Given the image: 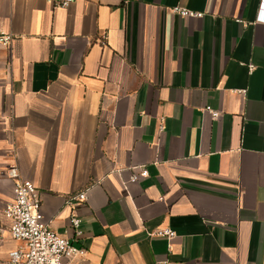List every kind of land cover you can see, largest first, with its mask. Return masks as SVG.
I'll list each match as a JSON object with an SVG mask.
<instances>
[{
	"label": "crops",
	"instance_id": "obj_1",
	"mask_svg": "<svg viewBox=\"0 0 264 264\" xmlns=\"http://www.w3.org/2000/svg\"><path fill=\"white\" fill-rule=\"evenodd\" d=\"M261 7L0 0L15 36L0 45V264L20 244L4 215L13 163L50 227L86 248L72 264H264Z\"/></svg>",
	"mask_w": 264,
	"mask_h": 264
},
{
	"label": "built area",
	"instance_id": "obj_2",
	"mask_svg": "<svg viewBox=\"0 0 264 264\" xmlns=\"http://www.w3.org/2000/svg\"><path fill=\"white\" fill-rule=\"evenodd\" d=\"M56 5L67 6L72 0H53ZM173 11L182 16L198 17L203 13L183 8L175 7ZM264 20V0L258 17ZM15 39L12 33L0 31V45L10 46ZM252 69L253 66L250 65ZM240 93L246 90L239 91ZM213 117L219 116V111L206 107L205 109ZM134 171L130 175V181L136 182L142 176L148 175V170L144 166H134ZM139 170V172L135 171ZM8 177L14 183V196L4 208V215L10 224L7 228L12 238L20 244L9 252L10 260L15 264H72L76 258H84L86 248L75 246L69 236L54 230L44 220L42 211V197L40 189L31 180L21 176L17 163H13L8 168ZM87 200L86 191H80L70 197L69 204L73 201ZM70 225L74 229L75 236L82 234L80 229L81 219L76 214L70 217ZM5 231L0 227L1 235ZM151 234L158 236H176L174 230L170 228H157Z\"/></svg>",
	"mask_w": 264,
	"mask_h": 264
}]
</instances>
